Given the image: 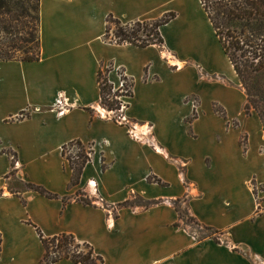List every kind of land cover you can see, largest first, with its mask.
Instances as JSON below:
<instances>
[{"label":"crops","instance_id":"obj_1","mask_svg":"<svg viewBox=\"0 0 264 264\" xmlns=\"http://www.w3.org/2000/svg\"><path fill=\"white\" fill-rule=\"evenodd\" d=\"M169 13L162 46L106 40L109 16ZM108 68L115 90L122 74L133 84L128 124L102 105ZM246 105L201 0H40L39 61H0V264H42L38 229L73 235L103 264H264V127ZM75 141L94 151L79 185L63 157ZM175 202L222 243L189 235Z\"/></svg>","mask_w":264,"mask_h":264},{"label":"trees","instance_id":"obj_2","mask_svg":"<svg viewBox=\"0 0 264 264\" xmlns=\"http://www.w3.org/2000/svg\"><path fill=\"white\" fill-rule=\"evenodd\" d=\"M33 1L20 0V9L28 12ZM201 2L220 39L225 54L246 91L247 114L255 111L264 127V0H201ZM3 3V0H0V32L14 34L17 40L10 44L8 51L2 55L3 58L0 61H39L40 50L38 54H34L28 47L31 40L27 36L30 33H25L24 27L21 26L20 18L26 13L18 11L16 14L10 15L7 20L5 18L7 12L4 10ZM38 12L40 26V0H38ZM175 17V13H169L156 21L124 24L114 16H109L106 40L118 45L132 44L139 48H147L152 45L162 46L164 39L160 28L170 23ZM111 24L117 26L113 38H110ZM18 54L23 55V58H17ZM111 69L108 68L106 71L101 69L98 74L101 102L109 112L121 110L123 103L120 98L133 94V84L124 74H122V78L126 81L124 92L114 91V86L108 78ZM69 150H77V153L69 154ZM93 152L91 145H84L80 141L63 147V157L73 170V185L80 184L83 170L91 160ZM15 160L16 157L13 159V167H15ZM104 169H106V165H104ZM28 187L48 198H57L56 195L51 194L43 187L33 184H29ZM81 194V192L78 193V195ZM82 201L91 205L88 200L82 199ZM212 231L214 234L208 237L221 243L219 235L222 233ZM38 232L46 250L42 264H55L65 259L72 260L76 264H103L104 262L101 257L95 255L90 245L79 243L73 235L63 234L54 238H46L40 229Z\"/></svg>","mask_w":264,"mask_h":264},{"label":"rangeland","instance_id":"obj_3","mask_svg":"<svg viewBox=\"0 0 264 264\" xmlns=\"http://www.w3.org/2000/svg\"><path fill=\"white\" fill-rule=\"evenodd\" d=\"M4 10L7 12L6 19L9 20L10 15L16 14L18 11H22L24 14L21 20V26L24 27L25 33H30L27 38L31 40L29 43V48H31L34 54H38L40 50V26H39V12H38V0H34L31 3V8L28 12H25L21 5H19L20 0H3ZM21 13V14H22ZM28 13V14H27ZM29 15V16H28ZM111 35L113 38L114 33L117 31V26L115 24L110 25ZM25 35V34H24ZM16 36L14 34H6L0 32V59L3 58L2 55L8 51L10 44L16 41ZM17 58H23V55H16ZM219 77H213V79H218ZM219 111V112H218ZM216 112L222 116H225V110L222 107L217 106ZM255 112V111H253ZM256 113V112H255ZM128 124V123H127ZM76 154L77 150H69V154ZM175 209L180 212V216L183 219L181 222L182 227L196 240L204 242L208 239V236L214 234V231L208 230L205 226L200 224L190 213L189 209L182 202H175ZM222 243V242H221ZM238 250V249H237Z\"/></svg>","mask_w":264,"mask_h":264},{"label":"built area","instance_id":"obj_4","mask_svg":"<svg viewBox=\"0 0 264 264\" xmlns=\"http://www.w3.org/2000/svg\"><path fill=\"white\" fill-rule=\"evenodd\" d=\"M125 86H126V81L121 78V83H120V89L119 90H115L114 91H120V92H124L125 90ZM58 108V114L64 115L67 111H68V104L67 101L65 100V98L63 96H60L59 100L57 101V106ZM124 107H122L121 110L119 111H113L111 112V114H113V118L116 122L120 123V124H127V119H125L124 117H120L119 113L122 112Z\"/></svg>","mask_w":264,"mask_h":264}]
</instances>
